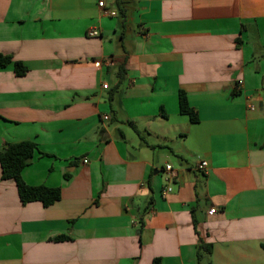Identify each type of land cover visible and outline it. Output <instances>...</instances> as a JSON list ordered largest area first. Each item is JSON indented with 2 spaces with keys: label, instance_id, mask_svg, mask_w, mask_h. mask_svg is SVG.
Listing matches in <instances>:
<instances>
[{
  "label": "crops",
  "instance_id": "obj_1",
  "mask_svg": "<svg viewBox=\"0 0 264 264\" xmlns=\"http://www.w3.org/2000/svg\"><path fill=\"white\" fill-rule=\"evenodd\" d=\"M99 1L0 0V264H264V0Z\"/></svg>",
  "mask_w": 264,
  "mask_h": 264
},
{
  "label": "trees",
  "instance_id": "obj_2",
  "mask_svg": "<svg viewBox=\"0 0 264 264\" xmlns=\"http://www.w3.org/2000/svg\"><path fill=\"white\" fill-rule=\"evenodd\" d=\"M9 65H13L14 72L17 76H24L27 73L28 69L22 62L15 61L11 55L0 53V68H5ZM179 94L180 112L188 115L191 122H198V115L194 108L189 105L187 94L183 91H180ZM37 150V144L30 140L4 144L0 149L1 179H14L22 204L41 202L47 207L62 198L61 189L59 187H48L44 185H29L22 177L23 170L29 166ZM69 238L63 235L55 238V241H64ZM211 248V245L204 244L199 246V252L203 250L205 253L210 254ZM200 254H198L199 259L202 257ZM151 264H161V258L153 259Z\"/></svg>",
  "mask_w": 264,
  "mask_h": 264
},
{
  "label": "built area",
  "instance_id": "obj_3",
  "mask_svg": "<svg viewBox=\"0 0 264 264\" xmlns=\"http://www.w3.org/2000/svg\"><path fill=\"white\" fill-rule=\"evenodd\" d=\"M103 5H104V0H100V1H99V6L102 7ZM99 34H100V32H99V30H97V29H92V30L88 31V36H91V37H93V36H99ZM96 64H97V65H100V62H96ZM242 84H243L242 81H238V82L236 83V89H240V87H241ZM107 87H108L107 84H103V88H104V89H106ZM251 109H252V110L254 109L253 106H251ZM108 118H109V116L105 117V120L108 119ZM207 167H208V163H207V161L202 160V161L198 164V166H197V170H198V171H201V172H204V171L207 169ZM164 170H165V173L167 174V175H166V181H167V184H166L165 187L163 188V190H162V194H164L163 196H167V195H169V193L172 191V187H171L170 183L176 178V175H177V174H176V172H175V170H174V168H173V166H172L171 164H167V165L165 166ZM210 213H211V214H213V213H214V214L217 213V209H216V208H211Z\"/></svg>",
  "mask_w": 264,
  "mask_h": 264
}]
</instances>
